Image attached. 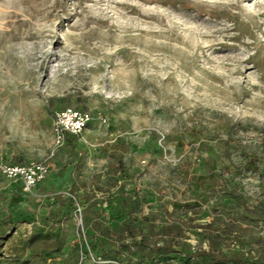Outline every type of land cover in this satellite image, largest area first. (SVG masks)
I'll return each instance as SVG.
<instances>
[{
    "label": "rangeland",
    "instance_id": "374dc122",
    "mask_svg": "<svg viewBox=\"0 0 264 264\" xmlns=\"http://www.w3.org/2000/svg\"><path fill=\"white\" fill-rule=\"evenodd\" d=\"M0 264H264V0H0Z\"/></svg>",
    "mask_w": 264,
    "mask_h": 264
},
{
    "label": "built area",
    "instance_id": "2783aa9c",
    "mask_svg": "<svg viewBox=\"0 0 264 264\" xmlns=\"http://www.w3.org/2000/svg\"><path fill=\"white\" fill-rule=\"evenodd\" d=\"M90 122L89 113L73 108L57 111L54 123L56 146L60 147L69 135L74 137L82 135ZM3 171L8 177L21 180L27 190H32L47 178L50 167L47 163L32 161L24 166L7 165Z\"/></svg>",
    "mask_w": 264,
    "mask_h": 264
},
{
    "label": "trees",
    "instance_id": "16d2710c",
    "mask_svg": "<svg viewBox=\"0 0 264 264\" xmlns=\"http://www.w3.org/2000/svg\"><path fill=\"white\" fill-rule=\"evenodd\" d=\"M70 136V135H69Z\"/></svg>",
    "mask_w": 264,
    "mask_h": 264
}]
</instances>
